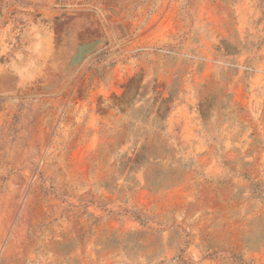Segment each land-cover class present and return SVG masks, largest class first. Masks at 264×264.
<instances>
[{
  "label": "rangeland",
  "instance_id": "1",
  "mask_svg": "<svg viewBox=\"0 0 264 264\" xmlns=\"http://www.w3.org/2000/svg\"><path fill=\"white\" fill-rule=\"evenodd\" d=\"M0 16V264H264V0H0ZM137 74L146 95L121 112ZM153 86H172L159 128ZM144 143L163 158L129 169Z\"/></svg>",
  "mask_w": 264,
  "mask_h": 264
},
{
  "label": "trees",
  "instance_id": "2",
  "mask_svg": "<svg viewBox=\"0 0 264 264\" xmlns=\"http://www.w3.org/2000/svg\"><path fill=\"white\" fill-rule=\"evenodd\" d=\"M159 87L160 86H153L152 92L154 96L145 100L147 103L146 112L147 114H154L152 121L156 128L161 127L160 123L166 119L173 101L172 86L169 87L166 96H163V90L158 89ZM146 91L147 85L143 84L142 76L139 74L134 75L123 85V91L120 95H112L114 101L113 105L121 112H128L134 109V104L137 100H140L139 98H144ZM199 106L201 107L202 104H199ZM199 111L201 115H203L202 109H199ZM146 117L145 115L142 116L143 120H145ZM162 152L166 151H158L157 147H151L150 144L147 143L140 145L137 149L134 147L133 157L127 158V162L130 165L129 169L137 170L144 164L163 158ZM147 181H149L151 185L156 184L155 179H151L149 176H147Z\"/></svg>",
  "mask_w": 264,
  "mask_h": 264
},
{
  "label": "crops",
  "instance_id": "3",
  "mask_svg": "<svg viewBox=\"0 0 264 264\" xmlns=\"http://www.w3.org/2000/svg\"><path fill=\"white\" fill-rule=\"evenodd\" d=\"M7 5H9V4H7ZM0 18H2V20H3V17L2 16H0ZM40 23H42V22H40ZM44 25V24H43ZM1 28L0 29H3L4 28V26L3 25H1L0 26ZM46 27V26H45ZM47 29H48V26H47ZM48 35H49V33H48ZM50 36V35H49ZM11 65V64H10ZM8 68H10V69H12V70H15V72H17V79L18 80H20L21 81V83H22V80H23V82L25 83L26 81H27V79L29 78V77H27V73L29 72V71H32L33 70V67H31V66H26V64H23V62L20 64V66H19V68L18 69H14L13 67H8ZM7 70V67H4V71H3V74H0V77H5V76H7V77H9V76H11V73L10 72H8V71H6Z\"/></svg>",
  "mask_w": 264,
  "mask_h": 264
}]
</instances>
